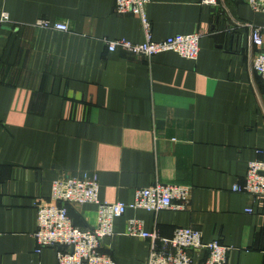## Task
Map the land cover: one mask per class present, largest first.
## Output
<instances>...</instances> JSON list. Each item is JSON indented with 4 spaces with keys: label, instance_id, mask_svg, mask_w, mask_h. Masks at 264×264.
I'll use <instances>...</instances> for the list:
<instances>
[{
    "label": "crops",
    "instance_id": "1",
    "mask_svg": "<svg viewBox=\"0 0 264 264\" xmlns=\"http://www.w3.org/2000/svg\"><path fill=\"white\" fill-rule=\"evenodd\" d=\"M114 0H0V264H58L36 251V209L58 177L96 176L99 199L129 203L153 184L191 187L184 210L127 209L104 239L117 264H144L150 243L125 234L137 218L164 237L176 227L229 246L228 264H264V197L234 192L254 159L264 160V80L254 70L249 27L264 14L246 0H148L153 40L199 32L191 60L111 51L106 40L144 39L139 17ZM65 22L69 31L41 28ZM247 209H251L248 212ZM92 227L93 204L69 205ZM206 252L193 256L202 264Z\"/></svg>",
    "mask_w": 264,
    "mask_h": 264
},
{
    "label": "built area",
    "instance_id": "2",
    "mask_svg": "<svg viewBox=\"0 0 264 264\" xmlns=\"http://www.w3.org/2000/svg\"><path fill=\"white\" fill-rule=\"evenodd\" d=\"M253 12L264 14V0H246ZM148 0H114L113 11L117 15L137 16L140 19L144 39L134 43L124 39L106 40L109 50H123L146 58L166 51L196 60L199 53L198 41L201 33L177 34L162 40H153L151 24L145 16ZM203 6L216 8L219 0H200ZM2 14L0 22H8ZM41 28L62 32L69 31L65 22L51 24L38 20ZM237 27L248 26L251 44L256 48L252 66L264 80V26L236 22ZM232 190L253 197H264V160L254 159L248 163L241 183ZM191 187L175 183L153 184L137 188L134 199L129 203L107 202L99 199V184L96 176H62L53 180L50 188V201L40 203L36 209V229L33 233L36 251L53 247L58 264H117L110 252L103 248V241L114 234L113 222L127 209L133 210H184L188 207ZM93 204L96 207V220L92 227L74 224L68 213L69 205ZM251 212V209H247ZM126 235L147 239L150 243L147 261L144 264H193L195 253L204 250L206 257L202 264H228L230 250L218 240L204 241L200 230L191 227H176L169 237L156 231H147L137 218L127 221Z\"/></svg>",
    "mask_w": 264,
    "mask_h": 264
}]
</instances>
